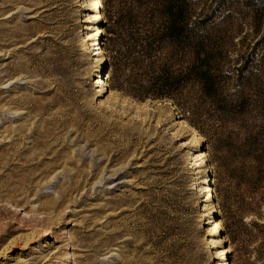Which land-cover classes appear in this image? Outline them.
I'll use <instances>...</instances> for the list:
<instances>
[{"label":"rangeland","instance_id":"rangeland-1","mask_svg":"<svg viewBox=\"0 0 264 264\" xmlns=\"http://www.w3.org/2000/svg\"><path fill=\"white\" fill-rule=\"evenodd\" d=\"M189 1L0 0V264H264V0Z\"/></svg>","mask_w":264,"mask_h":264},{"label":"trees","instance_id":"trees-1","mask_svg":"<svg viewBox=\"0 0 264 264\" xmlns=\"http://www.w3.org/2000/svg\"><path fill=\"white\" fill-rule=\"evenodd\" d=\"M157 7L161 15H163V22L161 23L162 32L159 39L167 41L171 44L173 49H177L178 55L181 53V60L189 53V45L191 43L190 38L186 35L190 29V1L189 0H157ZM201 51H197L191 54L193 64H190L187 68L188 71L193 72L194 78L200 83L201 90L206 93L210 92L211 88V75L209 65L207 63L194 64V61L198 59ZM150 51H147L145 55H148ZM207 55V52H206ZM153 63V62H152ZM154 66V63H153ZM186 69V68H185ZM154 73L152 80L153 83L148 87L147 91L142 93L139 97H147L149 92L152 97H165L170 95V90L173 84H179L181 80L189 79V73L181 71L178 76L171 75V71L166 68L165 65L157 69H153ZM184 74V75H183ZM172 79L174 81H172Z\"/></svg>","mask_w":264,"mask_h":264},{"label":"bare ground","instance_id":"bare-ground-1","mask_svg":"<svg viewBox=\"0 0 264 264\" xmlns=\"http://www.w3.org/2000/svg\"><path fill=\"white\" fill-rule=\"evenodd\" d=\"M101 83H103V82L101 81ZM15 152H17V151H15ZM201 156H203V155L201 154ZM20 159H22V158H20ZM23 163L27 165V163H29V160L28 159H25L23 161ZM0 165L3 166V167L5 165H8L9 166L8 167V170H9L8 178H7L6 181H3L0 184V187L1 188H3L11 196H12V194L14 195L17 192V187H16L17 184L20 185V186H22V187H26V189L28 191H30L31 185L33 184L32 183L33 179L28 177L29 176V172H27L26 174L22 172V170L20 168H23V166H21V164H17V163L9 164V160L7 158H5V156H0ZM12 182H16V186H11ZM11 187H12V189H10ZM226 251H229V250L227 249Z\"/></svg>","mask_w":264,"mask_h":264}]
</instances>
